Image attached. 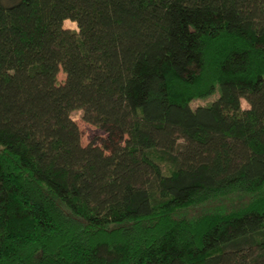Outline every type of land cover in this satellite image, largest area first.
<instances>
[{
	"label": "trees",
	"instance_id": "trees-1",
	"mask_svg": "<svg viewBox=\"0 0 264 264\" xmlns=\"http://www.w3.org/2000/svg\"><path fill=\"white\" fill-rule=\"evenodd\" d=\"M0 264H264V0H0Z\"/></svg>",
	"mask_w": 264,
	"mask_h": 264
},
{
	"label": "rangeland",
	"instance_id": "rangeland-1",
	"mask_svg": "<svg viewBox=\"0 0 264 264\" xmlns=\"http://www.w3.org/2000/svg\"><path fill=\"white\" fill-rule=\"evenodd\" d=\"M65 28L72 31H79L76 23L68 20L65 22ZM60 83H63L66 79L65 74L61 70L58 75ZM219 97V92L216 94L206 97L198 98L191 104L193 108L200 106H209ZM242 106L244 109L249 108V104L246 100H242ZM72 118L77 122L82 131V144L88 146L90 144L100 146L105 149L106 153L110 154L116 147L123 145L126 140V135L117 127L113 126H94L83 120V112L76 110L72 113ZM184 143V140H181Z\"/></svg>",
	"mask_w": 264,
	"mask_h": 264
}]
</instances>
